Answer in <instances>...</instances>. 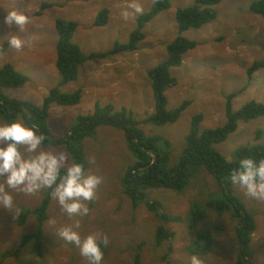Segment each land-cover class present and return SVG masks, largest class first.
<instances>
[{
  "label": "rangeland",
  "instance_id": "rangeland-1",
  "mask_svg": "<svg viewBox=\"0 0 264 264\" xmlns=\"http://www.w3.org/2000/svg\"><path fill=\"white\" fill-rule=\"evenodd\" d=\"M253 1L256 0H224L216 6V20L182 34L195 41L197 46L184 56L180 67L171 69L176 82L166 91L167 109L174 110L183 102H190L177 122L164 125L144 123L155 112L148 72L168 58L167 45L180 35L176 12L192 5L194 0H170L171 7L143 29L145 40L137 52L94 59L80 66L78 79L61 90L64 93L81 90L82 99L75 106L52 104L48 120L51 134L56 139L63 138L70 132L76 118L91 114L96 103L113 104L117 110L125 108L130 111L139 128L148 136L169 138L173 144L171 164H177L194 116H203L199 126V131L203 132L226 123V100L230 94H238L232 102L234 111L250 101L264 104V68L251 80L247 75L255 61L264 59V19L250 11ZM139 2L147 13L155 0ZM127 3L128 0H0V51L12 35L25 42L19 51L8 47L5 53H0V68L11 64L30 78L24 86L4 89V93L10 98L41 106L50 90L61 80L56 66V20L78 23L73 42L85 54L106 52L114 47L115 42H128L131 32L137 28V18L142 14L127 20L120 15ZM44 4L47 7L43 9ZM103 9L109 11L108 24L94 27L97 15ZM7 10L25 12L31 17L30 23L23 31L10 30L3 23ZM18 120L29 124L23 116ZM0 123H4L1 116ZM259 133L261 138L257 140ZM84 144L88 169L103 178L95 199L88 203L89 214L68 217L52 199L44 225L43 251L39 254L34 241L20 247L24 236L36 230V216L30 215L23 225L19 221L27 209L41 204L47 190L32 195L13 192L12 211L0 208L1 264H88L75 245L57 235L63 227L74 226L77 219L80 226L74 230L82 237L92 233L107 237L108 252L104 254L103 264H133L139 246L141 264H189L193 255L191 245L200 234H207L214 240L206 255L195 254L202 264H238L239 222L231 212L219 214L206 207L209 199L225 196L221 191L222 184L206 169H201L182 193L164 188L148 190L147 200L158 201L164 213L182 218L180 222L166 224L175 236L156 246L155 234L162 222L145 204L134 209L122 185L127 168L136 162L127 147L124 131L110 125L101 126ZM253 144L264 146V117L240 121L238 130L215 148L230 161V158H236L237 149ZM49 146L56 152L65 151L52 145L45 147ZM71 160L69 157V162ZM224 183L229 182L225 179ZM231 187L257 223L248 259L254 264H264V200L250 198L238 188ZM194 203L206 210V217L192 230L187 218ZM241 264H247L246 260Z\"/></svg>",
  "mask_w": 264,
  "mask_h": 264
},
{
  "label": "trees",
  "instance_id": "trees-1",
  "mask_svg": "<svg viewBox=\"0 0 264 264\" xmlns=\"http://www.w3.org/2000/svg\"><path fill=\"white\" fill-rule=\"evenodd\" d=\"M223 1L194 0L192 5L177 10L176 21L180 35L167 45L168 58L148 72L155 100V112L147 117L144 123L155 125L175 123L190 104V102L185 101L174 110L167 109L166 91L176 82V79L171 75V69L180 67L183 64L184 56L197 46L195 41L183 37L182 34L189 29H200L202 26L216 20L218 17L216 6ZM46 7L47 4L42 6L43 9ZM170 7V0H155L152 9L137 18V28L131 32L128 42H115L112 49L91 54H85L80 46L73 42L78 23L57 19L55 22L58 33L56 66L61 77L60 82L50 90L41 106L30 101L10 98L3 90L24 86L30 78L18 72L13 65H4L0 68V116L4 123L18 120L19 116H23L30 125H37L38 130L48 138V143L45 146L52 145L56 148H63L70 154L71 159L83 163L87 169L89 163L84 141L94 137L97 129L101 126L110 125L123 130L127 147L135 156L136 162L127 168L122 178V185L134 209L145 204L148 210L155 213L162 222L155 234L156 246H161L175 236V232L169 230L166 224L180 222L182 218L164 213L158 201L151 202L147 200L148 190L164 188L182 193L190 185L196 174L201 169H206L222 184L221 191L225 195L223 198L209 199L206 202V207L219 214L225 212L233 214L239 222L237 229L238 264L245 260L247 264H254L248 257L257 223L254 215L247 210L246 205L234 194L230 183H224L235 164L218 152L215 145L225 142L231 134L235 133L238 130L240 121L249 122L264 117L263 103L250 101L240 110L234 111L232 102L238 94H230L226 100V123L203 132L199 131L203 116H194L190 132L185 137L184 151L179 162L175 165L171 164L173 144L169 138L163 135L148 136L139 128V123L130 111L125 108L117 110L113 104L101 105L96 103L91 114L80 115L76 118L70 132L63 138L56 139L51 134L48 126L52 104L75 106L80 103L82 99L81 90L74 93H64L61 90L63 86L78 79L80 66L94 59L103 60L119 53L137 52L140 43L145 40L143 32L145 26L162 11L168 10ZM250 11L264 19V0L253 1L250 5ZM108 21L109 11L103 9L97 15L94 27H104L108 24ZM8 47V41H6L0 53L3 54V51L5 53ZM262 68H264V59L255 61L247 71L248 78L251 80L253 75ZM260 138L261 133L258 134L257 140H260ZM235 155L236 158L247 156L259 160L264 158V146L261 144L248 145L237 149ZM51 202L52 198L47 191L39 206L27 209L21 215L20 225L25 224L30 215H35L37 227L35 231L24 236L20 247L34 241L36 251L42 254L45 240L44 225L48 219ZM205 217L206 210L198 203L192 204L187 218L189 227L194 230ZM213 242V237L200 234L193 241L191 252L197 255H206L211 250ZM107 252L106 247L104 254ZM133 264H141V246L137 248Z\"/></svg>",
  "mask_w": 264,
  "mask_h": 264
},
{
  "label": "clouds",
  "instance_id": "clouds-1",
  "mask_svg": "<svg viewBox=\"0 0 264 264\" xmlns=\"http://www.w3.org/2000/svg\"><path fill=\"white\" fill-rule=\"evenodd\" d=\"M144 8L139 0H128L120 15L125 19L143 14ZM31 17L25 12L7 10L3 23L10 30L23 31ZM24 40L12 35L8 45L16 50L24 47ZM48 138L21 120L0 123V208L12 211L13 192L27 195L47 190L68 217H84L90 212L88 203L93 201L102 177L72 159L66 151H53L45 147ZM235 164L227 181L246 196L264 200V158H230ZM19 215V212H15ZM77 219L74 226L63 227L57 235L69 244L75 245L88 264H103L104 249L108 239L98 233L82 237L74 228H79ZM189 264H202L193 254Z\"/></svg>",
  "mask_w": 264,
  "mask_h": 264
}]
</instances>
